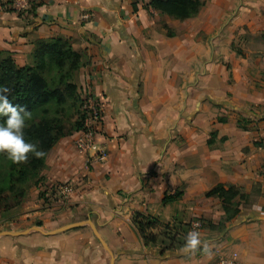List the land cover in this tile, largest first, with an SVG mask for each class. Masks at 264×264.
Listing matches in <instances>:
<instances>
[{"label":"crops","instance_id":"crops-1","mask_svg":"<svg viewBox=\"0 0 264 264\" xmlns=\"http://www.w3.org/2000/svg\"><path fill=\"white\" fill-rule=\"evenodd\" d=\"M149 2L33 0L18 14L0 0V51L18 65L35 39L63 36L83 52L76 82L102 108L104 155L80 152L75 133L51 148L23 215L0 231V264H264V0H204L185 20ZM237 39L259 45L242 55ZM60 182L73 186L68 200L50 196ZM220 184L254 200L222 230L220 201L206 196ZM135 212L203 219L210 253L161 257L132 226Z\"/></svg>","mask_w":264,"mask_h":264},{"label":"trees","instance_id":"trees-1","mask_svg":"<svg viewBox=\"0 0 264 264\" xmlns=\"http://www.w3.org/2000/svg\"><path fill=\"white\" fill-rule=\"evenodd\" d=\"M32 2L29 0L30 7ZM204 5V0L149 2V6L160 14L178 20L195 17ZM136 8L134 2L133 9ZM32 43L28 61L23 66L16 63L11 52L0 51V88L9 89L7 96L14 106H21L31 113V119L26 120L25 139L37 144L38 150L45 155L36 158L29 154L27 163L15 164L6 153L1 154L6 158V164L0 172V213L8 209L11 200L19 205L29 184H38L42 180L51 148L62 138L84 128L85 98L80 94L76 76L87 63L85 55L74 49L70 38L63 36L35 39ZM6 119L0 115V124H4ZM206 196L220 201L224 215L216 226L219 230L240 212L241 205H251L254 201L251 195L235 185H217ZM173 199L176 198L165 197V201ZM200 220L203 227L211 225ZM131 223L147 249H157L161 257H166L182 249L190 222L176 218L162 223L155 216L135 212Z\"/></svg>","mask_w":264,"mask_h":264},{"label":"clouds","instance_id":"clouds-1","mask_svg":"<svg viewBox=\"0 0 264 264\" xmlns=\"http://www.w3.org/2000/svg\"><path fill=\"white\" fill-rule=\"evenodd\" d=\"M8 91V88H0V115L7 118L4 124H0V154L6 153L15 164L27 163L29 154L42 158L45 154L38 150L37 144L25 139L26 120L31 119V113L21 106H14L8 99ZM254 211L262 210L256 205ZM201 248L204 253H210L208 243L201 240L200 233L189 231L181 249L182 254L192 255Z\"/></svg>","mask_w":264,"mask_h":264},{"label":"built area","instance_id":"built-area-1","mask_svg":"<svg viewBox=\"0 0 264 264\" xmlns=\"http://www.w3.org/2000/svg\"><path fill=\"white\" fill-rule=\"evenodd\" d=\"M12 2L11 9L15 12L24 13L29 9V0H9ZM83 109L86 117L84 121V128L75 132L76 137L74 140L75 147L80 152H90L96 150V135L98 133L99 126L102 122V108L99 102L92 96H86ZM104 155L101 150H96L95 154L90 156L91 160H102ZM49 189L51 198L68 200L73 194V186L69 182L56 183ZM203 229V222L200 219H194L189 223V231H198L200 234ZM220 264H244L238 262L236 257L223 258L220 260Z\"/></svg>","mask_w":264,"mask_h":264},{"label":"rangeland","instance_id":"rangeland-1","mask_svg":"<svg viewBox=\"0 0 264 264\" xmlns=\"http://www.w3.org/2000/svg\"><path fill=\"white\" fill-rule=\"evenodd\" d=\"M3 7L6 10H12L11 5L12 2H9V0H1ZM15 12V11H14ZM17 13V12H16ZM181 22L175 21L174 26L178 28L180 26ZM254 43L251 42V39H241V40H235L232 43L231 49L235 52H241L246 55L245 49L251 48V50H254V47H258L259 40L255 39L253 40ZM254 53L252 52L250 55L252 56ZM6 164V158H4L3 155L0 154V172L2 171V168ZM37 184H29L27 187V194L24 197V199L21 201L19 205H15L14 201H10L7 205V210L0 213V231H4L6 229V225L9 223H16L19 221L20 217L23 215V211L26 205V201L33 196V193L35 192V187Z\"/></svg>","mask_w":264,"mask_h":264}]
</instances>
